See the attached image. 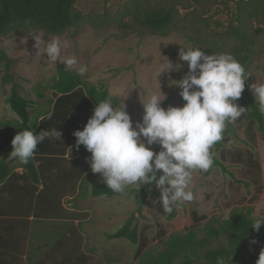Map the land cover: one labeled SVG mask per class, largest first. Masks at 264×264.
Instances as JSON below:
<instances>
[{
	"label": "rangeland",
	"instance_id": "rangeland-1",
	"mask_svg": "<svg viewBox=\"0 0 264 264\" xmlns=\"http://www.w3.org/2000/svg\"><path fill=\"white\" fill-rule=\"evenodd\" d=\"M140 6H173L176 9L172 30L164 35L155 34L139 26L122 30L116 26L118 19L125 17V7L132 0H75V9L86 16L79 25L70 27L59 34L42 30L17 32L0 36V47L14 60L10 73L13 81L2 84L3 66L0 63V119L16 118L5 101L13 82L18 83L20 92L37 103L29 110L39 113L50 106L48 99L55 94L47 86L59 64L69 71L81 75L89 83L102 84L112 97L125 106L133 126L143 116V104L153 95L165 96L161 106L182 107L185 101L180 97L181 89L173 81H179L187 73V62L179 59L182 48L202 49L205 54L230 53L234 56V40L229 39L227 31L237 25L239 19H246V31L251 36L247 69V88L254 95L251 85L264 84V36L254 33V28L264 26V0H134ZM125 17L124 21H128ZM51 40L59 37L67 41L68 47L62 51V59L75 57V65L63 62L50 63L46 55L36 54L34 36ZM44 45H41L43 50ZM235 58V56H234ZM169 60L174 66L181 65L177 71L160 69ZM80 67L86 71L80 74ZM159 75V76H158ZM36 87L43 94H36ZM233 130L227 129L228 124ZM57 129L61 137L57 140L68 144L67 156L76 153V140L67 130ZM65 137V138H63ZM143 139V138H142ZM62 142V143H63ZM152 150L158 152L160 146L153 144ZM212 156L217 157L233 176L222 172L218 167L204 172L196 170L192 175L190 190L193 199L173 205V211H164L158 202L159 190L152 185H129L127 194L107 196L89 195L92 183L103 182L98 173L91 170L84 178L83 190L86 196L64 199L67 207H76L80 216L77 226V255L80 260L93 259L96 264L114 262L127 264L133 262L137 250L147 248L158 250L162 242L173 232H183L194 226H203L210 217L227 216L233 208L251 209V215L264 217V130L257 129L252 120L239 117L226 123L221 145L211 148ZM87 159L90 153L87 152ZM161 173H157V178ZM148 186V194L141 201L142 188ZM131 219V225L138 232L139 241L131 243L124 238L107 239L104 232H113ZM214 241L213 245H217ZM242 256L250 258L255 253H264L263 239L242 246ZM98 259L101 261L99 263ZM258 264H264V260Z\"/></svg>",
	"mask_w": 264,
	"mask_h": 264
},
{
	"label": "trees",
	"instance_id": "trees-1",
	"mask_svg": "<svg viewBox=\"0 0 264 264\" xmlns=\"http://www.w3.org/2000/svg\"><path fill=\"white\" fill-rule=\"evenodd\" d=\"M124 16L129 17L128 21H124L125 17H122L116 23L122 30L137 25L152 33L164 35L173 28L176 9L173 6L144 7L132 0L131 6L125 7ZM85 18V15L75 9V0H0V36L36 29L56 35L79 25ZM254 33L264 36V26L254 28ZM227 35L235 41V59L247 72L245 63L249 58L246 51L249 50L251 36L246 31V19H239L237 25L230 26ZM13 62L0 47L2 84L13 81L9 72ZM247 82L248 77L245 89L236 103L245 108L241 117L254 121L257 129L262 132L264 111H261L258 99L248 90ZM43 88L52 90L55 97L48 99L50 106L39 113L29 110L37 101L21 94L16 82H13L5 98L16 118L4 121L0 119V223L19 221L21 217H31V224L55 222L58 218L74 216L78 219L81 214L79 212H61L62 198L71 195V199H75L87 194L83 190V184L91 168L86 156L88 151L83 145L76 147V153L68 157L65 153L68 144L62 140L57 144L55 137L50 134L37 145L33 157L24 164L10 155L11 140L17 132L29 126L36 133L63 128L67 130V137L76 140L73 132L83 129L95 104L111 97L113 106H119V100L112 97L105 86L89 83L78 73L59 64L56 65L51 82ZM38 89L36 87V94L43 97ZM227 129L233 130V125L229 123ZM220 145L221 140L213 146L218 148ZM212 157V166L233 176L217 157ZM17 167L22 169L21 173L14 170ZM88 189L91 196L111 197L129 193L126 189L115 193L104 182L92 183ZM141 191L143 202L148 194V186ZM258 219L264 220V217L252 216L251 209L244 211L242 208H233L226 217L212 216L198 229L191 226L183 232L168 234L158 250L139 248L135 260L127 264H258L264 260V253H255L248 259L242 256L243 245L253 244L261 239L264 244V223L259 230L252 228ZM59 232L60 230L52 228L48 230L47 238L52 241ZM104 236L107 239L124 238L133 244L139 241L137 229L131 225V219L113 232H104ZM214 241H218L215 246Z\"/></svg>",
	"mask_w": 264,
	"mask_h": 264
},
{
	"label": "clouds",
	"instance_id": "clouds-1",
	"mask_svg": "<svg viewBox=\"0 0 264 264\" xmlns=\"http://www.w3.org/2000/svg\"><path fill=\"white\" fill-rule=\"evenodd\" d=\"M33 38L36 54L46 55L50 63H77L75 57L62 59L67 41L59 37L49 41L39 35ZM178 55L187 62V73L173 81L181 89L179 95L185 101L182 107H162L165 96L159 87L160 95L153 94L142 103V120L133 126L125 106L114 107L111 97H107L95 104L83 129L73 132L76 147L83 145L91 154V171L101 175L107 188L121 193L129 185L139 189L154 183L160 193L158 202L167 213L173 211V205L193 199V172L211 168V148L222 139L226 123L237 120L245 111L236 101L249 76L230 53L209 55L200 48L187 47L181 48ZM180 67L167 60L159 75ZM85 71V67H80V74ZM251 88L264 111V84ZM50 134L57 140L61 137L55 128L36 133L29 126L17 132L11 140V157L27 164L37 145ZM153 144L160 146L158 152L152 150ZM158 172L161 174L157 178ZM262 223L264 220L258 219L252 228L259 230Z\"/></svg>",
	"mask_w": 264,
	"mask_h": 264
},
{
	"label": "crops",
	"instance_id": "crops-1",
	"mask_svg": "<svg viewBox=\"0 0 264 264\" xmlns=\"http://www.w3.org/2000/svg\"><path fill=\"white\" fill-rule=\"evenodd\" d=\"M68 148L66 149V152ZM65 152V153H66ZM262 178H264V161L261 163ZM15 171L21 173L17 167ZM90 172V171H89ZM89 172L87 174H89ZM86 174V175H87ZM71 199V195L62 198L63 210L79 212L76 207L65 206L63 200ZM28 219L0 223V264H96L92 258L80 260L77 255V226L79 220L74 217L58 218L55 222L30 223ZM60 230L56 238L50 241L48 230ZM101 262L98 259L99 263ZM101 264H118L102 262Z\"/></svg>",
	"mask_w": 264,
	"mask_h": 264
}]
</instances>
